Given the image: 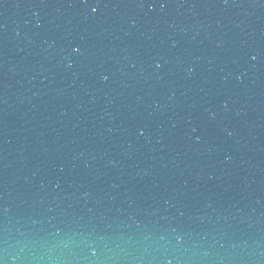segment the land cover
Masks as SVG:
<instances>
[{
  "label": "water",
  "instance_id": "1",
  "mask_svg": "<svg viewBox=\"0 0 264 264\" xmlns=\"http://www.w3.org/2000/svg\"><path fill=\"white\" fill-rule=\"evenodd\" d=\"M0 264H264V0H0Z\"/></svg>",
  "mask_w": 264,
  "mask_h": 264
}]
</instances>
